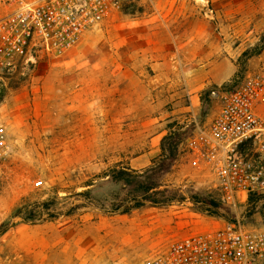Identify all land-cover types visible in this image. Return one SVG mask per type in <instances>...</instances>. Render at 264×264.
Masks as SVG:
<instances>
[{"label":"rangeland","instance_id":"1","mask_svg":"<svg viewBox=\"0 0 264 264\" xmlns=\"http://www.w3.org/2000/svg\"><path fill=\"white\" fill-rule=\"evenodd\" d=\"M263 36L264 0H154L8 78L0 226L10 227L0 234V264H140L206 232L197 224L263 230L264 195L224 202L188 138L161 177V188L178 190L182 201L113 211L127 205L129 188L100 176L118 165L143 171L170 131L194 124L193 135L208 125L217 107L210 97L205 105L204 91L264 73V50L246 55Z\"/></svg>","mask_w":264,"mask_h":264},{"label":"built area","instance_id":"2","mask_svg":"<svg viewBox=\"0 0 264 264\" xmlns=\"http://www.w3.org/2000/svg\"><path fill=\"white\" fill-rule=\"evenodd\" d=\"M152 1L0 0V98L6 80L15 73L65 53L115 13ZM209 97L219 107L217 114L187 139L195 161L213 172L224 202H235L241 193L264 195V115L259 111L264 73H250L236 85H214ZM9 154L7 129L0 118V181ZM140 264H264V229L228 223L192 233Z\"/></svg>","mask_w":264,"mask_h":264},{"label":"trees","instance_id":"3","mask_svg":"<svg viewBox=\"0 0 264 264\" xmlns=\"http://www.w3.org/2000/svg\"><path fill=\"white\" fill-rule=\"evenodd\" d=\"M264 50V36L261 40V45L255 50L247 52L246 55L252 56L261 53ZM209 97V89L204 91L203 99L207 106ZM195 125H191L183 131H170L161 141V154L152 164L143 171H138L128 166L118 165L105 172L101 177H109L112 183H123L128 186L130 197L127 199V205L114 204L113 211L121 213H129L135 208H138L149 202L153 205H169L174 202L184 200V196L176 189L168 187L161 188L163 183L161 177L169 173L174 166L179 154L181 144L185 139L189 138ZM94 182L89 183L92 185ZM91 190L81 191L78 194H89ZM253 197V195H249ZM211 204L217 206V202L212 201ZM10 225L3 223L0 226V234L6 232Z\"/></svg>","mask_w":264,"mask_h":264},{"label":"crops","instance_id":"4","mask_svg":"<svg viewBox=\"0 0 264 264\" xmlns=\"http://www.w3.org/2000/svg\"><path fill=\"white\" fill-rule=\"evenodd\" d=\"M223 83V81L221 82V83H217L216 85H219V84H222ZM215 105H216V107H217V109H215L214 110V113H213V117L212 118H214L215 117V115L217 114V112H218V105L215 103ZM262 106H264V104L263 105H261L260 106V109H259V111H260V113H261V108H262ZM215 107V108H216ZM212 108H213V106H212ZM197 226H199V227H201V228H205V229H207L206 231H211V230H214V229H216V228H211V227H209V224H206V225H202V224H197ZM192 233H196V232H191V233H189V234H192ZM189 234H186V235H189Z\"/></svg>","mask_w":264,"mask_h":264}]
</instances>
